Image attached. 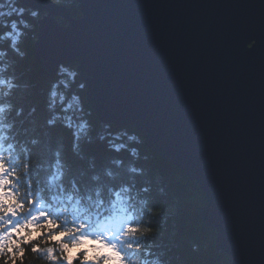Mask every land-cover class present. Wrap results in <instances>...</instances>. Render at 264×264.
Returning a JSON list of instances; mask_svg holds the SVG:
<instances>
[{"label": "water", "instance_id": "1", "mask_svg": "<svg viewBox=\"0 0 264 264\" xmlns=\"http://www.w3.org/2000/svg\"><path fill=\"white\" fill-rule=\"evenodd\" d=\"M74 1L80 18L50 0L56 15L38 22L43 73L52 80L59 65H77L100 123L133 127L197 184L200 219L229 264H261L264 50L256 45L264 0ZM234 223L250 238V252L236 250Z\"/></svg>", "mask_w": 264, "mask_h": 264}, {"label": "snow or ice", "instance_id": "2", "mask_svg": "<svg viewBox=\"0 0 264 264\" xmlns=\"http://www.w3.org/2000/svg\"><path fill=\"white\" fill-rule=\"evenodd\" d=\"M35 3L39 7L28 12L41 24L56 15L50 0ZM41 10L48 15L41 17ZM25 12L12 6L0 10V18ZM0 26L9 29L0 33V45L8 42L7 49L0 46V264H25L29 252L47 264H160L158 242L168 230L154 192L160 177L150 176L139 163L137 135L123 131L112 137L111 119L97 131L84 95L89 81L78 68L61 64V78L48 88L43 125L33 126L30 136L25 129L21 139L24 108L16 96L27 85L15 63L4 61L9 51L25 56L19 47L25 35L21 26L30 25L0 19ZM257 46L264 50V33ZM36 111L33 106L28 115ZM231 204L241 211L239 201ZM232 239L238 252L252 250L237 223Z\"/></svg>", "mask_w": 264, "mask_h": 264}, {"label": "trees", "instance_id": "3", "mask_svg": "<svg viewBox=\"0 0 264 264\" xmlns=\"http://www.w3.org/2000/svg\"><path fill=\"white\" fill-rule=\"evenodd\" d=\"M58 5H64L71 11L74 19L81 17L78 10V4L74 0H53ZM5 7L2 11H9L12 6L24 7L19 0H0ZM23 17L5 16L4 21L23 19L30 25L25 29L21 26V30L25 33L22 37L19 47L25 56L21 58L19 55L9 51L8 57L4 63L12 61L15 63L19 75L22 77V83L27 87H22L17 93L16 99L24 108V127L19 128L20 138H25V129H28L27 135H32V127H41L44 117L46 116V96L50 83L60 79L59 72L50 80L42 71L41 65L38 63L35 54V45L38 33V20L33 19L26 8ZM43 17L42 14H40ZM59 22L64 24L62 19ZM9 29L0 26V33ZM3 48H8V42L5 41ZM77 68V65H72ZM73 91H79L73 88ZM86 96V94H84ZM35 106L37 111L33 116H29L31 108ZM91 112V120L96 126L97 131H102L100 121L95 112L89 107ZM111 136L115 137L123 131H127L129 135L135 134L140 140L135 146L140 152V161L148 171L150 176L160 177V183L154 186L159 199V210L166 213L163 220L167 221V232L164 238L159 241L157 255L160 264H229L226 254L219 251L216 247V233L212 229H208L203 225L200 219V210L205 205L204 197L201 194L197 184L191 181L187 175L176 168L173 164L160 158L157 153L148 146L147 140L131 126L117 128L111 125L109 129ZM65 135H67L65 133ZM123 139H126L123 138ZM97 143L99 141L97 140ZM127 158V157H126ZM142 182V181H141ZM163 188V193H159L158 189ZM25 264H47L46 261L39 260L30 252L26 256Z\"/></svg>", "mask_w": 264, "mask_h": 264}, {"label": "rangeland", "instance_id": "4", "mask_svg": "<svg viewBox=\"0 0 264 264\" xmlns=\"http://www.w3.org/2000/svg\"><path fill=\"white\" fill-rule=\"evenodd\" d=\"M149 146V145H148ZM150 147V146H149ZM151 148V147H150ZM152 149V148H151ZM158 155V154H157ZM158 156H160V155H158ZM160 158H162L161 156H160ZM163 159V158H162ZM169 162V161H168ZM171 163V162H170ZM172 164V163H171Z\"/></svg>", "mask_w": 264, "mask_h": 264}]
</instances>
